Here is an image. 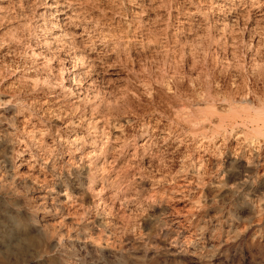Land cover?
Listing matches in <instances>:
<instances>
[{
  "label": "clouds",
  "instance_id": "9594fccd",
  "mask_svg": "<svg viewBox=\"0 0 264 264\" xmlns=\"http://www.w3.org/2000/svg\"><path fill=\"white\" fill-rule=\"evenodd\" d=\"M137 7L0 6V264H264V121L218 112L199 89L188 99L176 68L135 59ZM240 7L232 27L260 28L264 0ZM229 92L264 103V86Z\"/></svg>",
  "mask_w": 264,
  "mask_h": 264
},
{
  "label": "rangeland",
  "instance_id": "374dc122",
  "mask_svg": "<svg viewBox=\"0 0 264 264\" xmlns=\"http://www.w3.org/2000/svg\"><path fill=\"white\" fill-rule=\"evenodd\" d=\"M138 3L136 11L145 9L146 14L135 19L129 15L136 32L132 55L137 60H152L155 67H163L165 71L169 66H178L179 75L184 77L180 85L182 94L190 92L194 85L202 98H213L216 96L213 94H218L215 98L224 96L233 82L247 83L249 88L264 86V23L254 30L255 18L247 25L241 19L238 27L223 32L220 29L224 20L241 11L240 0H138ZM127 7L131 11L135 6ZM135 69L140 71V63H136ZM168 74L173 75L170 71ZM216 84L220 89L215 88ZM126 86L125 81L113 83V88ZM101 264L120 262L102 259Z\"/></svg>",
  "mask_w": 264,
  "mask_h": 264
},
{
  "label": "bare ground",
  "instance_id": "6f19581e",
  "mask_svg": "<svg viewBox=\"0 0 264 264\" xmlns=\"http://www.w3.org/2000/svg\"><path fill=\"white\" fill-rule=\"evenodd\" d=\"M223 2H226L228 0H222ZM238 2V1H237ZM0 6H11V7H14L15 6V0H0ZM235 9V8H234ZM7 15L6 13H3V12H0V16H5ZM238 14H234L232 16V19H229V20H224L225 22H227L230 27L225 29L224 27V24L225 22L221 23V30L222 32L223 31H227L229 29H233L235 27H232L233 25V22L234 20L237 18ZM141 18V17H139ZM141 20V19H140ZM145 21V20H144ZM143 22V21H142ZM158 23V22H157ZM147 24V23H146ZM238 27V26H236ZM219 29V30H220ZM198 30V29H197ZM220 30V31H221ZM83 31V29H77V32H81ZM200 31V30H199ZM207 35V34H206ZM142 37V36H141ZM143 39V38H142ZM151 39V38H150ZM137 41H141V40H137ZM136 41V42H137ZM143 41V40H142ZM238 42V41H237ZM210 43V42H209ZM112 45L110 44L109 47H111ZM227 46V45H226ZM104 50L103 49V46L101 45H98L97 48H96V51L92 53L93 56H96L97 54V51L98 50ZM165 50V49H164ZM101 52V51H99ZM165 53V52H164ZM115 59V56H111L109 57V60L112 61ZM198 60V59H197ZM168 62V61H167ZM194 62V61H193ZM215 62V61H214ZM177 64V63H176ZM174 66V65H173ZM53 67H56V65H53ZM178 67V66H177ZM177 67H175L176 69H178ZM202 68V67H201ZM226 69V68H225ZM233 71V70H232ZM171 72V71H170ZM127 75L126 72H123L121 71L119 68H112L109 70V72L107 73V77L109 79H111L112 81H114V83H120L123 81H126L127 80ZM170 76V75H169ZM182 76V75H180ZM221 76V75H220ZM238 76V75H237ZM257 76H260L258 75V72H257ZM184 78V77H183ZM218 78V77H217ZM257 78V77H256ZM183 82V81H182ZM184 83V82H183ZM123 85V84H122ZM125 86V85H124ZM195 86V85H194ZM156 87V86H154ZM194 88V87H193ZM190 89L187 94H185L188 99H191L192 98V93H194L196 90L195 88L194 89ZM205 88V87H204ZM186 89V88H185ZM215 89V88H214ZM227 90V89H226ZM229 90V89H228ZM203 91V90H202ZM205 91V90H204ZM215 91V90H214ZM227 92V91H226ZM182 93V92H181ZM191 93V94H190ZM219 93V92H218ZM202 94V93H200ZM213 95H216L218 96V94H213ZM220 95V94H219ZM204 97V95H202ZM215 96V97H216ZM210 97V96H209ZM206 98L204 97L205 99H207L209 101V103H214L216 105V110L218 112L222 111V110H225V113L230 116V117H237V118H243V119H247V120H250V121H253V122H260V121H264V103H259V104H240L238 103L237 101L233 100L231 98V95H230V92L227 93V94H224V96L220 97V98ZM130 99H132L130 97ZM201 108H204L205 105L203 103H201L199 105ZM215 192H221V190L219 188H216L214 190ZM228 190L225 189L223 192H221V196H225V195H228ZM184 203L185 202H177L176 203V209L178 212H180L181 210H183L184 208ZM245 255L247 256L248 254L245 253ZM104 259H113V260H116V261H119L120 264H124V261L126 260V258H120V259H117V258H114L113 256H109V257H106ZM239 259V257H234L233 259V264H236V261ZM244 264H247V261L244 262Z\"/></svg>",
  "mask_w": 264,
  "mask_h": 264
}]
</instances>
